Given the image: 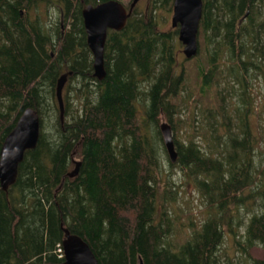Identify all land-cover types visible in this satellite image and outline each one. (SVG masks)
I'll return each mask as SVG.
<instances>
[{
	"label": "trees",
	"instance_id": "16d2710c",
	"mask_svg": "<svg viewBox=\"0 0 264 264\" xmlns=\"http://www.w3.org/2000/svg\"><path fill=\"white\" fill-rule=\"evenodd\" d=\"M105 1L0 0V148L26 108L40 123L0 188V264H65V230L98 264H264V0H202L193 87L178 26L165 28L174 0H139L107 30L96 79L82 10ZM175 169L206 207L182 240ZM227 233L236 262L221 257Z\"/></svg>",
	"mask_w": 264,
	"mask_h": 264
},
{
	"label": "water",
	"instance_id": "95a60500",
	"mask_svg": "<svg viewBox=\"0 0 264 264\" xmlns=\"http://www.w3.org/2000/svg\"><path fill=\"white\" fill-rule=\"evenodd\" d=\"M139 0H132L126 7L119 0H108L96 5H87L82 10L86 42L93 56V76L102 80L105 77L103 52L107 30H121L130 16L133 7ZM202 13V0H174L171 26H178V40L183 45V55L190 59L198 52V28ZM66 81L64 74L58 82L57 100L60 117L63 118L62 87ZM39 117L36 111L26 108L13 129L4 138L0 148V188L6 191L14 184L19 163L26 150L34 149L39 137ZM163 144L169 160L177 159L171 126L163 121L159 125ZM79 162L69 172L73 177L78 172ZM65 264H98L88 244L78 235L65 230L63 240Z\"/></svg>",
	"mask_w": 264,
	"mask_h": 264
},
{
	"label": "rangeland",
	"instance_id": "374dc122",
	"mask_svg": "<svg viewBox=\"0 0 264 264\" xmlns=\"http://www.w3.org/2000/svg\"><path fill=\"white\" fill-rule=\"evenodd\" d=\"M124 3L126 6L130 0H119ZM171 16L169 18L168 24L165 28L171 27ZM183 49V48H182ZM195 57V56H193ZM192 57V58H193ZM186 59L185 62L186 69L189 73V81L191 86L193 87L196 82L195 78V65L194 60ZM194 97H196V90H192ZM185 118V117H183ZM166 121L162 120L161 122ZM256 123V122H255ZM185 131H189V129L185 126V124H180V128L178 129V139L180 141L185 140ZM164 145V144H163ZM176 173L172 177L173 181L176 185L179 186L178 199L175 201L171 207V212L173 217L175 218V228L176 232L180 231L181 235H176L177 238L183 239V237L191 231V222L197 226L200 225L203 213L206 209L205 205L201 202L200 196L198 192L195 190L193 184L191 182H186V178L179 171V169H175ZM221 257L225 259H231L232 262H236V258L240 255L238 251V246H236L233 236L230 233L226 234L225 241L223 246L221 247ZM251 254L254 257L260 258L262 256V249L259 246L253 247L251 249Z\"/></svg>",
	"mask_w": 264,
	"mask_h": 264
}]
</instances>
